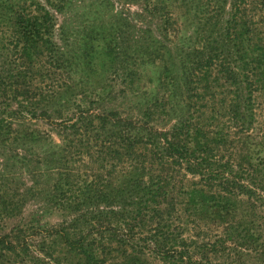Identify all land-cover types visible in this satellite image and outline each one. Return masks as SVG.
<instances>
[{
  "label": "rangeland",
  "instance_id": "rangeland-1",
  "mask_svg": "<svg viewBox=\"0 0 264 264\" xmlns=\"http://www.w3.org/2000/svg\"><path fill=\"white\" fill-rule=\"evenodd\" d=\"M34 4L53 17L52 59L25 42L19 15L30 19ZM220 63L233 84L218 77ZM185 122L198 135L186 125L182 138L200 143L201 177L170 171L168 186L172 225L192 237L185 264H264V0H0V264H80L72 245L107 210L92 191L116 212L141 196L123 179L140 145L127 153L121 137L139 142ZM223 179L253 194L217 222L185 211L192 189L232 194ZM19 242L22 251L11 248Z\"/></svg>",
  "mask_w": 264,
  "mask_h": 264
},
{
  "label": "trees",
  "instance_id": "trees-1",
  "mask_svg": "<svg viewBox=\"0 0 264 264\" xmlns=\"http://www.w3.org/2000/svg\"><path fill=\"white\" fill-rule=\"evenodd\" d=\"M50 7L55 6L58 0H47ZM241 1V0H240ZM239 3L234 4V11L230 15V21L228 25L235 22L236 11L239 8ZM33 15L28 20H23L20 16V22L26 24L25 42L32 56H40L45 54L44 57L48 59L53 58V54L56 53L51 36L54 29L52 15L39 4L31 5ZM218 77H220L224 83L233 84L235 78V72L229 64L218 65ZM248 67L244 64L239 67L240 77H242V83L245 89L251 93L253 91L251 78L253 73L248 72ZM228 117L234 112L230 107L227 109ZM234 117L237 116L233 115ZM106 118H102V124H105ZM190 122H185L180 127L174 129L170 133L157 134V132L148 131L142 133L143 141L137 142L136 139L132 140V137L125 136L122 138V144L125 146L126 151L139 144L141 150L137 154H133V159L129 160L126 164V174L123 175L125 190L130 195L131 189L133 194L141 192V196L137 201L133 202L134 209L131 211L116 212L110 208V200L105 191L94 189L93 195L90 198L91 201L97 200L103 203L105 212L101 210L91 214L92 218L89 220V230L84 236L78 237L74 246L75 255L79 258L80 264H144L148 259H156L158 261H164L166 264H185V260H191V255L187 250L190 239L182 238L178 232L179 228L172 225L174 220L169 210V205L173 204L174 195L168 192V186L171 184L170 171L181 169L186 174L191 176L201 177L200 155L198 147L200 143H197L194 149L188 148L189 141H183L186 125L193 131V138L198 140V135L190 125ZM151 133H154L152 135ZM203 162H206L202 158ZM261 164H264L261 163ZM159 169V174L154 176L153 171ZM208 170V169H206ZM147 177V181L144 178ZM213 181L212 179H209ZM219 181V185L225 189L230 184L234 187L231 191H228L229 195H203L202 189H192L188 193V201L186 202L185 211L189 214L194 210L198 214L208 215L209 219H213L214 222L220 220L224 216H227L230 208L232 207V200L243 195L253 194L244 185H237L229 183L228 179ZM89 187L91 185H88ZM139 190V191H138ZM236 193V194H234ZM80 194V193H79ZM178 194V193H177ZM137 196H135V199ZM112 202V201H111ZM164 205V208L161 209ZM127 207L130 204H126ZM83 217L82 214H80ZM151 215V216H150ZM150 216V217H149ZM155 218V224L153 219ZM88 226V225H87ZM135 227L140 231V237L135 236ZM147 230V233L145 232ZM241 235V233H240ZM237 235V239L241 242L242 238ZM244 236L243 244L247 242V239L251 238L248 231ZM231 238V237H230ZM233 240V239H232ZM192 243V242H190ZM242 243V242H241ZM20 244V242H19ZM11 247L16 249L21 248L20 245ZM238 247H241L238 243ZM15 251V250H14ZM18 252V251H17ZM231 253V250H230Z\"/></svg>",
  "mask_w": 264,
  "mask_h": 264
}]
</instances>
